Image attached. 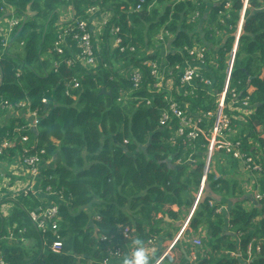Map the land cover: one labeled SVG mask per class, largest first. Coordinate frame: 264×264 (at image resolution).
<instances>
[{
  "label": "trees",
  "instance_id": "obj_1",
  "mask_svg": "<svg viewBox=\"0 0 264 264\" xmlns=\"http://www.w3.org/2000/svg\"><path fill=\"white\" fill-rule=\"evenodd\" d=\"M198 1L202 17L209 21L217 18L221 6H213L210 0ZM231 2L226 24L217 25L223 34L221 39L207 26L187 23L186 17L195 7L192 0H144L140 10L134 9L137 0H0V16L12 9L20 18L6 48H2L0 41V98L11 105L27 101L40 116L34 129H16L21 124H15L13 117L7 124L0 123V139L6 136L12 142L0 160H13L16 151L26 148L32 147L30 153L43 149L41 157L54 163L41 169L40 184L61 191L65 199L59 205V252L49 249L54 239L52 232L43 234L28 216L30 210L41 205L33 192H20L11 198L13 206L7 216L0 210V253L8 264H87L89 260L96 263L116 242L124 245L129 241L121 235L123 228L148 239L165 232L161 224L171 226L185 216L203 175L204 140L198 137L187 142L176 138L172 144L169 138L175 120L172 128L159 125V116L167 107L166 91L153 89L142 61L157 54L148 55L144 48L154 45V34L161 26L174 34V49L165 58L169 65H183L188 59L187 53L181 51L183 45L199 42L209 46L214 41L221 42L222 48L214 53L218 65L205 69L219 89L232 46L231 32L241 7L240 0ZM250 2L235 51L230 87L236 86L239 91L246 87L254 89L249 100L252 112L240 118L233 112L231 123L242 149L259 154L264 166V8L259 0ZM61 6L70 11L66 20L61 17ZM93 6L113 16L104 26L101 57L99 48L94 46L97 60H101L94 71L78 64L68 68V50L61 55L53 50L58 28L85 18L88 8ZM24 17L25 25L15 35ZM115 25L121 31L122 44L134 46L133 52H119L118 48L110 51L108 29ZM67 41L74 46L71 38L67 37ZM132 68L143 74L139 89L130 81ZM74 81L78 87L66 95L65 84ZM195 93V97L180 98L189 102L191 111L212 106V96L204 89ZM6 111L0 110V115L10 113ZM213 158L217 167H221V160L233 167L237 165L223 152H216ZM258 181L264 190L263 178L258 177ZM234 187V181L216 178L213 171L207 173L206 186L189 225V232L202 238L201 245L195 248L188 241L194 234L185 235V240L175 241L171 249L173 260H166L165 264L187 263L191 253L188 245L191 250L195 248L194 264H264V197L259 201L253 199L256 204L246 196L238 201ZM228 197L233 200L225 222L223 205ZM7 201L0 200V206ZM248 201L253 203L250 208L243 205ZM220 207L222 210L216 211ZM165 216L169 221L164 220ZM101 235L111 240L101 241ZM24 240L29 243L24 245ZM249 245L250 257L246 255ZM256 246L260 247L258 253ZM237 247L242 255H230Z\"/></svg>",
  "mask_w": 264,
  "mask_h": 264
},
{
  "label": "built area",
  "instance_id": "obj_2",
  "mask_svg": "<svg viewBox=\"0 0 264 264\" xmlns=\"http://www.w3.org/2000/svg\"><path fill=\"white\" fill-rule=\"evenodd\" d=\"M173 3L187 0H171ZM261 7L264 8V0H259ZM144 0H137L134 7L135 10H140ZM194 9L187 15V23H197L202 26H207L211 32H215L216 38L223 39L222 32L218 29V22L226 24L225 19L229 18V12L232 8L231 0H210L213 6H221L217 12V18L213 21H209L208 17L204 18L201 16L199 10L200 2L198 0H192ZM207 2V1H206ZM241 7L239 13V19L236 21L232 36V46L229 50L228 57L226 60V68L224 70L225 76L224 81L219 89H216L214 84L215 80L208 75L210 71L205 72L207 66L213 67L218 65L216 53L221 47V42L217 50L213 51L211 43L209 46L199 42H194L191 46L183 45L181 51L187 53L188 59L185 58L184 64L175 63L169 65L166 61V55L174 49L173 40L174 34L161 26L159 30L154 34V40L158 45L163 46L164 56L163 58H151L142 61V64L147 67L148 76L152 79V87L155 91H166L164 95L167 100V107L164 109L159 116V125L164 128H172L175 120V128L173 134L169 138L172 144L176 142V138H183L184 141L191 142L196 140L198 137H202L204 140L203 147L205 149L204 162L205 166L203 169V175L201 178L200 186L197 193H201L206 186L207 173L209 172V163L212 161L213 156L216 152H223L233 160H235L238 166L243 171L255 174V182L258 187L254 193V199L259 201L264 197V190L260 189L258 177H262L264 180V166L261 162L259 154H252L242 149L241 139L235 136V129L232 127L231 118L233 112H236L240 118L242 115H247L252 112L250 110V94L252 87H246L244 90L239 91L236 86L230 87V74L233 67L235 51L239 38L242 34L244 25V15L248 9L251 8L250 0H240ZM12 12V9H9ZM99 11L98 7H90L87 10L85 18L77 19L73 24H67L58 28V39L54 43L53 50L61 55L65 51V46L68 45L67 37L74 41V48L76 52L72 57L65 59V64L68 68L75 64L86 67L90 70V66L96 63V54L94 51V38H93V16ZM91 17V19L89 18ZM108 18L102 19V24L105 26L108 23ZM4 27L0 33L2 37L1 45L2 48H6L8 45L9 36L15 30L20 22V18L15 15H11L3 20ZM231 28V26H229ZM108 34L112 36L111 45L118 48L119 52H133L134 46L123 45L121 31L118 26H112L108 29ZM22 44V43H21ZM113 48V49H115ZM57 66V63H54ZM204 67V70L202 69ZM94 71V70H92ZM130 81L135 89H139L143 83L144 77L141 71L137 68H132L129 73ZM65 94L70 95V89L78 87L76 81L71 84L68 82L65 84ZM205 90L212 96V106L206 109L197 108L190 110L188 101L180 99L181 97L189 95L195 97L197 90ZM174 92V94H172ZM244 93V95H242ZM45 99H43L44 101ZM149 103V101H147ZM0 110L10 113H17L19 110L24 111L26 114V120L16 129H34L39 122L40 116L36 109H32L27 101H20L15 105L9 104L6 100L0 98ZM25 119V118H24ZM23 137V140H26ZM12 146V142L6 136L0 139V155L5 149ZM30 148H26L22 151H16V158H19V163L28 169L30 176L37 178L41 172V161L44 150L40 149L33 153H30ZM36 181V180H34ZM264 183V182H263ZM37 189H33V186H29L22 190L23 194L33 192L37 196ZM39 192V191H38ZM46 193H54L58 198V203L51 204L50 206L42 207L39 206L37 209L30 210L28 216L34 223L36 228L43 234L47 231H51L54 235V239L49 244V249L53 252H59L62 248L61 236L58 233L57 223L60 220L59 205L65 201L63 193L61 191H52L50 186L45 187ZM210 205L213 202L210 201ZM222 210L220 207L217 208L219 212ZM98 219V216H94ZM189 224L184 222L183 226L179 229L175 238L170 241L166 249L161 253V260H173V254L171 249L176 240H185V231L188 230ZM121 235L124 239H131L132 231L125 227L121 231ZM9 237H12L10 233ZM101 241H110L111 237L101 235ZM202 238L200 235L192 236L189 240L191 245L198 247L201 245ZM147 242L153 247L155 244V238L150 237ZM132 247V244L130 243ZM130 246L123 245L120 242H116L114 246L106 249V255L95 261H90V264H121V260L124 255L131 248ZM195 248H192L191 253L188 256V261L185 264H194L197 261ZM259 246H256L255 251L258 253L260 250ZM230 255L240 256L242 252L239 247L234 252L229 253ZM246 255L251 256L250 245L247 247ZM0 264H8L0 253Z\"/></svg>",
  "mask_w": 264,
  "mask_h": 264
},
{
  "label": "crops",
  "instance_id": "obj_3",
  "mask_svg": "<svg viewBox=\"0 0 264 264\" xmlns=\"http://www.w3.org/2000/svg\"><path fill=\"white\" fill-rule=\"evenodd\" d=\"M207 1V0H204V2ZM150 7V6H149ZM31 14H34V13H31ZM66 15L67 17L69 18L70 17V11H68V9H66ZM113 17L112 14L110 12H107V11H103L99 8V11L96 12L92 18L93 20V25H92V29H93V38H94V44L96 46L99 47V50H98V56H99V52H100V49H101V44H102V37L104 36V25L102 24V19L103 18H108L109 21H110V18ZM91 19V17H89ZM5 25V24H3ZM2 26V25H1ZM1 30V28H0ZM101 41V42H100ZM111 41H112V36L109 35V41H108V44L111 45ZM65 49L68 50L69 52V57H72L75 52H76V48H74L73 45L69 44L67 46H65ZM154 49V50H152ZM151 50V51H150ZM149 54L148 55H153V54H157V57L155 58H163L164 56V52H163V46L161 45H158L156 42L154 43L153 47L149 49V51H147ZM101 53V52H100ZM101 57V55H100ZM87 69V68H86ZM88 70V69H87ZM254 89L252 88L251 91H253ZM11 114H14L13 115V118L16 120L15 121V124H18V123H21V121H23V123L25 122L26 120V114L24 113V111L22 110H19L17 113H11ZM25 118V119H24ZM264 137V134L262 135ZM50 159H48L47 161H49ZM52 160V159H51ZM16 162L19 163V158L17 157ZM214 161V162H213ZM226 161L224 160H221L220 161V166L222 168V171L220 172L218 167H217V163H216V159L213 158V160L209 163V171H213L215 173V177H223V174H226V173H239V168H238V164L236 165L235 164V167H233L231 164H228V167L226 166ZM21 165V164H20ZM41 168H46L48 166H46V160L42 159L41 161V164H40ZM53 165V164H52ZM52 165H49V166H52ZM22 166V165H21ZM41 174V173H40ZM23 175H24V178L26 179V182H24V186H22L23 184L22 183H19L16 185V189L14 190H10L9 189H12V188H7V193L10 197H4V198H1V199H5V200H8L7 202L10 203L12 205V202L10 201L11 200V197L13 195V191H16V195L18 193H20L22 190H24L25 188L29 187V186H33L34 183H39L37 185V187H39V192L37 191V197L40 198L41 200V205L42 207H46V206H50L51 204H55V203H58V198L57 196L54 194V193H46L45 192V188H43L40 184L41 182V177H37L34 179V177L30 176V173L28 171L27 168L24 167V172H23ZM13 176V175H12ZM227 176H230V175H227ZM19 178H23V177H19ZM224 178V177H223ZM36 180V181H34ZM255 185H256V182H255ZM204 189L202 190L201 193H197L196 197H195V200H194V203L192 204L191 208H189V210L186 212V214H184L185 216H183L182 219H180L179 221L177 222H174L173 225L171 226H168L166 225L165 223L161 224L160 225V228H162L165 232L163 234L159 233L158 235H155V236H152L155 238V244L153 246V248H156L159 250V252H162L164 249H166V247L168 246V244L170 243V241H172L175 236L177 235L179 229L183 226L184 222H186V224H189L190 225V218L192 217V214L198 204V201L200 200L201 196H202V193H203ZM7 196V195H5ZM13 198V197H12ZM233 199H231V197H228L227 200H226V204L224 208V212H223V215H224V219H225V222L227 221V218H228V205L229 203L232 201ZM6 203V202H5ZM4 204V203H3ZM224 207V205H223ZM12 208V207H11ZM10 208V209H11ZM1 209V208H0ZM172 209L173 210H177V207L176 206H172ZM2 212V211H1ZM9 213V212H8ZM7 214H4L2 212V214L4 216H7ZM227 217V218H226ZM164 220L166 221H169L168 217L165 216ZM187 226L188 227V230L185 231V235H193L194 233L193 232H189L190 231V226ZM165 233H168L169 235H165ZM190 233V234H189ZM198 234H194L193 236H197ZM116 235H114L115 237ZM137 236L135 234L132 233L131 235V239L125 243L124 245H127V246H130V243L136 238ZM185 237V236H184ZM192 237V236H190ZM190 237L188 238V241L190 240ZM183 240V239H181ZM147 241V239H146ZM190 242V241H189ZM131 247V246H130ZM191 251V247L188 245V253ZM186 253V254H188ZM167 259V258H166ZM166 259L164 261H166ZM169 260V259H168ZM167 260V261H168ZM90 261L89 260L87 262V264H90ZM120 264V263H118Z\"/></svg>",
  "mask_w": 264,
  "mask_h": 264
},
{
  "label": "rangeland",
  "instance_id": "obj_4",
  "mask_svg": "<svg viewBox=\"0 0 264 264\" xmlns=\"http://www.w3.org/2000/svg\"><path fill=\"white\" fill-rule=\"evenodd\" d=\"M60 10H62L61 12L63 14V15H61V17L64 16L63 20H66L68 18L66 15V7L61 6ZM8 17H10V16H8ZM3 24H4V22L2 21L0 23V28H1L0 33L2 32V28L4 27ZM107 46L110 49V51H112L113 48H115L113 45L108 44ZM218 46H219V42L214 41L213 43H211V47H212L213 51L217 50ZM152 47H153V44L149 47L144 48V51L145 50L149 51V49ZM152 50H154V49H152ZM101 56H102V54H101ZM99 57H100V52H99ZM96 58H97V56H96ZM100 60L101 59L96 60L95 65L90 66V68H91L90 70H95L97 63ZM13 115L14 114H11V113L0 115V123L1 124L9 123L10 118H12ZM15 160H16V156L14 157L13 160H0V200H2L1 198H4V197H10L7 193V188H12V189H9V191L14 190V189H16L15 187L17 184L22 183L23 184L22 186H24V182H26V179L24 178V175H23L24 166H21L20 163L16 162ZM53 163H54V160L46 161V166L52 165ZM226 166L228 167L227 163H226ZM238 168H239V173H236V174L226 173V174H223V177L230 179L231 181H234V183H235L234 194L237 195V198L235 200L241 201V200H243V197L246 196V198H251V200L256 204V202L254 201L255 200L254 199V193L258 187L255 185V180H254L255 174L249 173L247 171H243V170H241V168L239 166H238ZM218 169L222 170L221 167H218ZM227 175H230V176H227ZM40 176H41V174H39V177ZM19 177H23V178L21 179ZM38 184H39L38 182L34 183L33 189L39 190V187H37ZM13 192H15V193H13L12 197L16 196V193H17L16 191H13ZM5 195H7V196H5ZM252 201H248L247 203L243 202V205L246 208H250V206H252V204H253ZM12 206H13V202H12V205L10 203L6 202L0 206V208H1L0 210L4 214H7L8 212H10V210H11L10 208ZM225 207H227V206H225ZM86 210H87V212H91L90 208H86ZM185 214H186V212H185ZM28 243H29L28 240H24V242H23L24 245H26Z\"/></svg>",
  "mask_w": 264,
  "mask_h": 264
},
{
  "label": "clouds",
  "instance_id": "obj_5",
  "mask_svg": "<svg viewBox=\"0 0 264 264\" xmlns=\"http://www.w3.org/2000/svg\"><path fill=\"white\" fill-rule=\"evenodd\" d=\"M8 12L10 11L8 10ZM10 13L14 15L13 11ZM131 244L132 247L122 258L121 264H165V261L161 260L159 250L153 248L142 236H137Z\"/></svg>",
  "mask_w": 264,
  "mask_h": 264
},
{
  "label": "water",
  "instance_id": "obj_6",
  "mask_svg": "<svg viewBox=\"0 0 264 264\" xmlns=\"http://www.w3.org/2000/svg\"><path fill=\"white\" fill-rule=\"evenodd\" d=\"M11 14H12V13H10V12H7V13L3 14L2 16H0V21H2L4 18H6V17H8V16H11ZM25 21H26V17L23 18L22 23H21V25L18 27L17 32L15 33V35H16L17 33H19V32L23 29V27H24V25H25ZM102 92H104V90H102ZM107 93L110 94L111 91L109 90V91H107Z\"/></svg>",
  "mask_w": 264,
  "mask_h": 264
}]
</instances>
